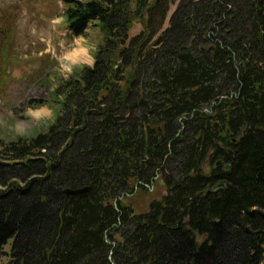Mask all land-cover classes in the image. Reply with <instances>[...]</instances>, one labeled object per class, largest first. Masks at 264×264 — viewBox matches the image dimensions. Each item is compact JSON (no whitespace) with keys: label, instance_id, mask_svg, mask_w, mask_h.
Listing matches in <instances>:
<instances>
[{"label":"trees","instance_id":"1","mask_svg":"<svg viewBox=\"0 0 264 264\" xmlns=\"http://www.w3.org/2000/svg\"><path fill=\"white\" fill-rule=\"evenodd\" d=\"M176 1L63 0L71 40L95 26L103 46L28 103L54 109L46 133L0 141L10 264H264V0H181L156 38ZM159 175L168 195L134 216L119 200Z\"/></svg>","mask_w":264,"mask_h":264},{"label":"rangeland","instance_id":"2","mask_svg":"<svg viewBox=\"0 0 264 264\" xmlns=\"http://www.w3.org/2000/svg\"><path fill=\"white\" fill-rule=\"evenodd\" d=\"M74 1L88 3L91 0ZM54 2L57 16L52 18L53 8L46 2L0 0V42L4 35L1 33L2 28L7 33L3 44L6 47L0 48V61L6 66L0 78V141L6 144L18 138H32L49 130L55 123L54 109L49 105L30 109L28 103L31 100H49L54 90L76 74V71L80 72L83 67L94 68L96 53L103 46L104 35L95 26L85 36L71 40L72 35L64 24L63 2ZM180 3L181 0H177L171 4L166 21L156 38L169 28L171 17ZM142 31V25L136 22L129 38L140 35ZM78 49L83 50L86 56L83 59L80 57V61H72L69 56ZM5 52L7 58H4ZM221 162L220 165L224 164V161ZM209 171L205 170L207 174ZM167 195L168 187L159 175L151 186L135 188L132 194L126 197L123 195L119 201L131 206L134 216H141L150 212L151 206L164 200ZM116 236L118 244L121 235ZM9 249L7 247L6 251L9 252ZM10 261L9 257L0 256V264H10Z\"/></svg>","mask_w":264,"mask_h":264},{"label":"bare ground","instance_id":"3","mask_svg":"<svg viewBox=\"0 0 264 264\" xmlns=\"http://www.w3.org/2000/svg\"><path fill=\"white\" fill-rule=\"evenodd\" d=\"M85 54H84V51L83 50H77V51H75L72 55H70L69 57H70V59H72V61L73 60H78L79 59V61L81 60L80 59V57L83 59V58H85ZM83 61V60H82ZM85 61V60H84ZM222 162L220 161L219 163H217V165L218 166H220V164H221ZM229 167V168H228ZM230 168H231V166L230 165H226V170L227 171H229L230 170ZM226 187V185H219V186H217V187H215V188H213L212 190H210V189H207L206 191H205V193H209V192H211L212 191V193H215V192H217L218 190H220V189H223V188H225Z\"/></svg>","mask_w":264,"mask_h":264},{"label":"water","instance_id":"4","mask_svg":"<svg viewBox=\"0 0 264 264\" xmlns=\"http://www.w3.org/2000/svg\"><path fill=\"white\" fill-rule=\"evenodd\" d=\"M90 192L91 188H84L81 190H66L65 194L71 199L81 200L86 198L90 194Z\"/></svg>","mask_w":264,"mask_h":264}]
</instances>
